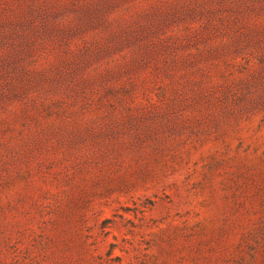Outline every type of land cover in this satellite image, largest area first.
<instances>
[{
	"label": "rangeland",
	"instance_id": "374dc122",
	"mask_svg": "<svg viewBox=\"0 0 264 264\" xmlns=\"http://www.w3.org/2000/svg\"><path fill=\"white\" fill-rule=\"evenodd\" d=\"M0 264H264V0H0Z\"/></svg>",
	"mask_w": 264,
	"mask_h": 264
}]
</instances>
